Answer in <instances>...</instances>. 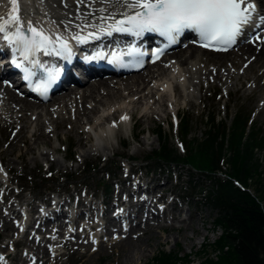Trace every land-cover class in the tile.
Returning a JSON list of instances; mask_svg holds the SVG:
<instances>
[{
	"label": "bare ground",
	"instance_id": "1",
	"mask_svg": "<svg viewBox=\"0 0 264 264\" xmlns=\"http://www.w3.org/2000/svg\"><path fill=\"white\" fill-rule=\"evenodd\" d=\"M256 2L260 10L264 12V0H256ZM18 6L20 9L19 15L23 17L25 22L31 21L33 26L37 28H45L44 25L51 22L56 24L58 28L66 31H78L85 24L90 26L104 25L106 27L114 24L116 20L122 19L123 17L120 13L127 11L123 7H117L113 3H109L108 0H53V2L47 0H18ZM7 13L4 1L0 0V22L8 19ZM110 14H114V20L107 19ZM101 17H105V19H101ZM260 29L262 28H259L254 34L258 33ZM228 53L229 51L214 54L201 50L189 43L184 48H178L172 52V65L164 66L163 64H158L153 66L154 68H147L144 73L143 71H139L124 75L103 74L81 81L77 85H69L70 82L65 83L60 87L56 98L50 105L37 104L24 96H19L10 88L0 85V126L6 129L17 128L15 136L8 143L9 147L15 148L17 143L22 140L25 145H30L29 149L32 150V148H37L39 144L50 146V134L56 135L57 131L64 128L66 123H73L74 127L71 129H75V131L80 124L85 123L94 133H97L99 130L101 133L106 134L105 126L107 125L109 128H112L110 127L111 122L121 118V116L135 120L136 113L133 111L132 104L142 103V100L144 101L145 111L139 117L140 123L141 120L143 122L155 120L160 118L159 112H165L166 100L170 102L165 94L169 91V87L173 95L177 97H182V95L186 96L187 102L190 103L193 99L201 100V87L207 89L214 82L219 83L226 91L227 96L232 92L238 93L243 88H248L249 90L247 89V92L249 93L254 90L257 91L261 102L259 112L263 111L264 32L256 35L253 40H246L233 53ZM167 74L171 79L175 80L174 84L170 82ZM69 78H71V75ZM183 83L187 85L183 87L184 85H181ZM245 83H248V86ZM100 90L104 92L100 93ZM156 104H158V107L155 108ZM96 117L97 120H95ZM71 118H74V121ZM128 121H125V124ZM91 122L95 123L90 125ZM33 124L34 130L27 135V129ZM46 128L49 133L45 131ZM84 132L88 136L86 138L87 142H91L90 146L82 152V157L96 156V159H98L103 154L108 155L107 153L112 150L107 142L102 145H97L93 140H90V132L86 128ZM116 137L122 142V136L120 134H116ZM56 138L58 139V136ZM77 144L80 148L85 146L83 145L81 137L78 138ZM139 144L141 145L142 143L140 142ZM52 150L54 152L56 148ZM40 155H43V158L51 157V153L46 151L41 152ZM2 158L0 156L1 162L3 161ZM50 161V164L53 165L54 160L50 159ZM1 162L0 165L2 166ZM60 166L63 167V165ZM8 170L9 168L5 166L7 173ZM131 171H134L133 166H131ZM129 179L128 176L122 188L116 191L117 201L112 206L105 207L103 211V228L105 234L110 237L111 241L110 243H105L99 240L100 242L97 248L92 253L95 254L101 248H107L109 251H113L121 244V246H125L122 264H133V258L141 259L145 255V246L141 247L140 250H138L139 247L137 248L141 238H143L146 232H152L151 228L159 226L157 220L163 216L166 210L170 214L168 223H171L172 218H175L174 214L178 207L175 198H172L170 201H167L166 206L169 208H166V206L163 208L156 207L154 212L146 209L145 212H150L149 214L156 223L150 224L146 220H142L127 231L122 241L115 240L114 236H118V234L123 232L120 224L121 218L127 216L137 219L144 208L153 202V197L149 200L152 193L158 190L163 193L169 191L170 182L168 180H165L163 185L155 184L150 190L143 188V185L139 184L133 188V191H130L129 186H131V182H128ZM6 182L7 180L0 177V187L5 186L7 189L8 184ZM124 191H128L131 197L123 199L122 194ZM141 193L143 197L139 201L136 200L133 202L130 200L134 194ZM3 198L6 200L0 203V224L2 223V227H5V233L9 232L8 228H11L13 231L21 228L17 223L14 225L12 222L23 215L21 214L22 206L27 208L29 215L28 217L26 215L24 216L22 224L24 226L27 224L28 227L23 232L22 238L19 239L20 245L24 246L25 251L18 249L14 254L7 255L5 251L8 243H1L0 257L2 259H0V264H46L49 260L48 252L54 256L53 262L58 261L62 256V253H58L61 245H77L85 250L91 247L92 240V242L88 241L86 243L79 241L82 236L85 237L89 234L84 229L85 227L69 234L65 232V229L69 225L62 218L65 206L68 205L67 201H62L59 209L53 212V216L51 215L49 219L35 229V233L40 235V238H37V236L32 234L30 229L33 228V225L35 226V220L37 219H34L31 215L36 212L39 206L33 205L32 199L27 200L25 198L21 200L20 205H17L14 201L9 200L10 192L5 193ZM78 205L82 208L77 216V221L74 222L75 225L83 220L86 212L95 209V202L86 201L82 197L79 198ZM119 205L124 206V210H119L116 214L112 215V212ZM86 219L89 221L91 217ZM189 219L190 216L186 213L184 218L177 219L175 222L181 223L189 221ZM111 226L114 229H111ZM180 226L178 225L177 229ZM186 227H188L187 224ZM216 229L219 228L217 227ZM135 232L139 233L134 237L130 236ZM5 233L2 230L0 234L8 237ZM151 234L154 233L152 232ZM153 237L156 238V235H153ZM176 240V237L172 238L173 245ZM19 251L20 254L18 257ZM116 253L118 251H114V255ZM38 255H41V257ZM120 255L121 253L116 254L114 256L115 261H108L107 264H119ZM43 258H46V260H43ZM33 260L34 263H32Z\"/></svg>",
	"mask_w": 264,
	"mask_h": 264
},
{
	"label": "rangeland",
	"instance_id": "2",
	"mask_svg": "<svg viewBox=\"0 0 264 264\" xmlns=\"http://www.w3.org/2000/svg\"><path fill=\"white\" fill-rule=\"evenodd\" d=\"M47 1L53 2V0ZM233 52L234 51L229 52V54ZM169 59H171V54L166 56V59L163 60L161 64L164 66L171 65L173 60ZM210 62L216 63L213 61ZM144 72H146V70L143 71V73ZM171 83L174 84V81H171ZM211 84L212 85L207 89L201 87V100L193 99L190 103L187 102L186 96L182 95V97H177L174 95L172 97L170 91L166 92L165 94L170 102L166 100L165 112H159L160 118L155 120L146 122L141 120L140 123L139 117L145 111V105H143L144 101L142 100V103L136 105L132 104L133 111L136 113V118L130 122V130L127 129V126L120 125L123 124V121L118 118L111 123L112 127L113 125L117 126L113 136L108 138L109 133L106 130L107 126H105L106 137L99 130L97 134H94L95 140L96 137H100L98 144L102 145L107 142L112 148L111 151H107L108 155L103 154L98 159H96V156H81L82 152L90 146L91 142H87L86 140L88 136L84 132L85 128L90 132V140H93V142L95 141L90 127L86 126L85 123L80 124L76 131L75 129H71L74 127L73 123H66L64 128L57 131L56 135L50 134V146L39 144L37 148H32V150L29 149L30 145H25L22 140L17 143L15 148L9 147L8 143L15 136L17 128L6 129L0 126V156L3 157V161H0L2 164V166L0 165L1 178L5 179L3 173V171H5V166L9 168V174L5 171L9 180V182H6L8 183V187L7 189H3L2 186L0 187V203L6 200L3 198V195L7 192H10L9 200L14 201L17 205L21 204L23 198L27 200L32 199L33 205L40 202H48L54 194L58 193L62 196V200L64 201H68L71 196L77 194L78 199L82 197L86 201L93 200L97 203L103 201L105 207L108 208L115 203V191L120 189L125 182L126 165H131L135 170L129 175V181L137 177H142L144 181H151L158 178L155 183L163 185L165 180H168L170 182L169 191H166V193H172L171 197L175 198L178 206L174 214L175 218H172L171 223H168L170 214L168 210H166L163 216L159 217L157 220L159 226L151 228L154 234L148 231L143 238H141L137 248L139 247L138 250H140L141 247L145 246V255H143L141 259L133 258V264H147L157 252L163 250L178 252L179 257L183 254H188L190 256V261L194 264H199L200 257L196 254V251L201 249V244H211L220 235V230L216 229L213 224V219L216 215L215 211L204 201V198H202V196L206 195L211 189L212 181L210 176L198 173L190 166H186L179 162L167 164L163 162H154V160L151 159L146 163L142 161H144L143 157H145V155L152 158L150 152L155 150L159 144L155 136L151 133L153 130H157V127L161 128L170 147L177 150L182 148L179 140L175 137L174 125V121L180 119L181 116L189 120L188 140L192 138L199 140L203 137L202 132L207 128L205 122L210 116H213L216 123H224L227 126L236 114L237 117L240 114L250 115L251 119L248 126L252 129L260 130L262 136H264V110L259 112L261 102L257 91L254 90L249 93L247 92L248 88H243L240 92H232L227 96L226 91L219 83L214 82ZM245 84L248 86V83ZM103 92V90H100V93ZM15 93L21 96L20 93L16 91ZM56 96L57 94L54 95L49 102L44 104H52ZM173 100H175V103ZM156 107H158V104L155 105V108ZM173 116H175V118H173ZM71 119L74 121V118ZM95 120H97V117ZM94 123L95 122H91L90 125ZM32 130H34V124L27 129V135L30 134ZM45 131H47V128ZM47 133L49 132L47 131ZM116 134L122 136V145H120ZM56 136H58V139ZM78 136L82 138L83 145H85L82 148L77 144ZM140 142L142 143L141 145L139 144ZM68 143L72 146L71 153L66 150ZM53 148H56V151L53 152ZM42 150L51 153V157L43 158V155H40V153L43 152ZM256 155L258 159L261 160L262 168H264V151ZM130 157H134L136 160L129 161L128 158ZM69 158H71V161H69ZM50 159L54 160L53 165L50 164ZM60 165H63V167ZM88 167L94 168V171H90V169L87 170ZM109 175L114 176L116 181L112 182V180H109ZM248 185L251 191L254 192L253 186L250 184ZM192 186L195 187L194 190L191 189ZM105 190L111 192L110 196L107 197L105 195ZM165 199L166 201H170L169 198H164L163 207H165ZM167 207L168 206H166V208ZM186 213L190 216L189 221L181 223L175 222L177 219L184 218ZM148 217H150V215ZM141 219H144V214H142ZM62 220H65L64 216ZM147 221L151 224L156 223L154 219H149ZM170 224L171 226H169ZM186 224L188 227H186ZM178 225H181L179 229H177ZM4 228L1 223L0 233L2 230L5 233ZM8 229L9 232L5 233L8 237L0 234V244L8 243V247L5 251L7 255L14 254V250H12L11 246L12 242L22 238L18 229L16 231H13L11 228ZM138 233L139 232L132 233L130 236L134 237ZM153 235H156V238L153 237ZM125 236L126 234L122 233L114 237L115 240L122 241ZM173 237L177 238L174 245L172 241ZM79 241L86 243L88 239L81 237ZM110 241L106 240L105 243H110ZM117 247V249L113 251H109L107 248H101L95 254H92L97 248L94 244H92L88 250L78 247L77 245H61L58 253H62V256L58 261L53 262L54 256L50 255V252H48L49 260L46 264H107L108 261L114 262V256L118 253H121L119 264H122L125 246H121L120 244ZM19 249L25 251L24 246H21ZM17 250L18 249H16V251ZM114 251H118V253L114 255ZM206 252L213 259V254L215 256L220 254L219 251H213L211 247H207ZM19 254L20 251L18 252V257ZM38 256L41 257V255ZM43 260H46V258H43Z\"/></svg>",
	"mask_w": 264,
	"mask_h": 264
},
{
	"label": "trees",
	"instance_id": "3",
	"mask_svg": "<svg viewBox=\"0 0 264 264\" xmlns=\"http://www.w3.org/2000/svg\"><path fill=\"white\" fill-rule=\"evenodd\" d=\"M248 122L249 117L240 114L226 126L224 123L216 124L210 116L205 122L207 128L202 132L203 137L188 140L189 120L181 116L176 132L182 151L170 147L158 128L155 130L158 147L152 152V158L143 161L179 162L207 175L217 167L223 152L232 153L229 157V179L218 183L215 190L211 189L203 196L216 213L213 223L221 228V235L213 243L201 245L196 253L200 257L199 264H264V215L255 199L232 183L234 179L245 186L249 178L258 175L259 167L254 162L253 150L264 147V136L254 128L247 131ZM71 151L72 146H69L68 152ZM256 184L258 195L264 201V179L257 178ZM194 188L191 187L192 190ZM207 247L220 254H213L216 258H211L206 252ZM189 257L188 254L179 257L178 252L163 250L147 264H187Z\"/></svg>",
	"mask_w": 264,
	"mask_h": 264
},
{
	"label": "snow or ice",
	"instance_id": "4",
	"mask_svg": "<svg viewBox=\"0 0 264 264\" xmlns=\"http://www.w3.org/2000/svg\"><path fill=\"white\" fill-rule=\"evenodd\" d=\"M108 2L127 11L120 13L122 19L108 26L110 31L105 33L107 35H111V32H120L140 37L145 33H156L171 45L176 43L185 31H192L198 36L201 47L218 51H227L236 44L245 27L255 20L257 12V6L252 0H108ZM8 3L11 5V11L7 13L8 19L0 22V37L13 46L14 55L18 53L21 61L31 64L33 68L39 63L36 59L37 53L55 54L70 61L73 53L67 38L55 33L48 34L33 26L31 21L25 22L19 15L18 0H8ZM107 19L114 20V14H110ZM89 26L84 25L85 28ZM87 37L99 39V36L92 32H88ZM71 39L78 43L87 42L86 37L79 33ZM135 54L139 57L144 55L143 52ZM97 55L103 58L99 53ZM153 56L157 57L158 53L154 52ZM108 62L123 64L121 56L115 53ZM12 63L16 67H22V63L16 59H13ZM24 71L26 80L35 74L27 68ZM56 75L49 72L48 83L53 82ZM43 91H47L46 85ZM121 119L126 120L127 117Z\"/></svg>",
	"mask_w": 264,
	"mask_h": 264
}]
</instances>
